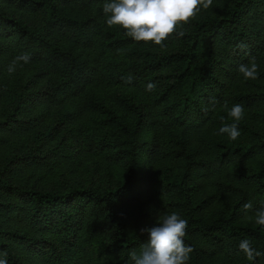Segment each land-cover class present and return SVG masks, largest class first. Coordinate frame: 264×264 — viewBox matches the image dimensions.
Masks as SVG:
<instances>
[{
	"label": "trees",
	"instance_id": "trees-1",
	"mask_svg": "<svg viewBox=\"0 0 264 264\" xmlns=\"http://www.w3.org/2000/svg\"><path fill=\"white\" fill-rule=\"evenodd\" d=\"M3 1L37 14L56 36L49 38L0 8V39L9 42L15 56L28 54L30 60L52 62L62 75L43 90L47 103L60 102L71 86H83L94 78L144 89L155 82L156 70L163 65L169 68L158 73V85L147 91L155 109L150 128L133 92L112 94L131 114L129 118L98 97L84 96L83 102L94 113L78 130L82 145L123 161V174L111 187L27 186L12 179L19 175L16 164L20 161H14L12 151L0 149V259L25 264L10 248L9 241L16 238L26 245L46 246L49 264H134L129 253L139 254L149 238L141 229L156 225L157 218L166 213L177 212L188 222L184 242L193 248L189 262L205 254L236 264H264V255L249 261L239 248L247 239L264 253V226L248 219L264 209V86L249 84L244 89L242 84L230 89L229 82L200 97L216 60V39L222 48L246 45L233 54L238 61L225 71L231 78L233 70L244 64L240 58L244 61L264 48V28L257 43H250L244 22L246 13L256 12L264 23V0H213L190 23L181 21L183 27L177 31L184 35L169 36L162 42L164 47L152 41L136 42L124 32L112 34L93 43L95 50L103 52V62L74 49L106 20L103 11L62 10L56 0ZM61 1L84 5L90 0ZM126 44L133 45L127 49ZM113 49L116 53L112 55ZM20 98L15 97L14 109ZM235 104L244 107L239 122L244 136L231 140L219 129L233 123L228 111ZM19 127L0 121V145L7 132L14 134ZM196 131L197 139H193ZM141 151L146 164L140 172ZM142 180L144 191L139 195ZM249 202L252 208L246 215L243 205ZM81 215L84 228L78 237L74 230ZM40 229L54 236L34 235Z\"/></svg>",
	"mask_w": 264,
	"mask_h": 264
},
{
	"label": "rangeland",
	"instance_id": "rangeland-1",
	"mask_svg": "<svg viewBox=\"0 0 264 264\" xmlns=\"http://www.w3.org/2000/svg\"><path fill=\"white\" fill-rule=\"evenodd\" d=\"M58 7L62 10L76 11L81 13L84 10L101 13L105 1L90 0L86 4L65 3L56 0ZM0 8L9 14L20 17L28 24L39 28L41 32L49 38L55 39L53 31L44 26L42 19L33 13H27L20 8L12 6L10 3L0 0ZM104 17L105 14H103ZM246 29L248 30L247 40L250 43H257L264 23L261 17L255 12L246 13L244 16ZM124 32L120 26L108 27L106 20L101 21L89 31V39L85 43H78L74 46L80 55L94 56L103 62L104 55L101 50H95L93 43L104 39H109L112 34ZM216 56L211 66L204 85L205 94L200 95L205 98L209 90L214 87L225 86L229 82L234 88L236 85H243L244 89L256 88L257 85L264 86V48L259 49L254 55L245 58V62L240 58L239 62L250 64L254 58L259 66L258 78L255 80H245L243 74L238 71V67L233 70V78L225 71L233 61H238L239 47H220V39L215 41ZM127 49L130 45L126 44ZM139 48V44H135ZM113 49L111 54H115ZM99 56V57H98ZM116 56V55H114ZM9 42L0 39V121L6 124L20 125L14 134L6 133V141L0 145L4 153L14 154V161L19 175H13L12 179L23 181L27 186L47 187L54 189H64L74 185H88L99 190L113 186L120 180L123 174V161L110 157L105 151L87 149L81 143V133L79 129L82 123L93 115L94 110L83 102L84 96L98 97L104 103L122 112L126 118L131 114L120 107L112 97L116 92H133L137 97L143 112L145 113L146 127L150 128V118L154 114V106L150 105L146 88H130L119 84L107 83L104 79L94 78L83 86H71L61 96L60 102L47 103L44 99L43 90L50 83H55L61 79L62 75L55 64L45 60H29L28 63L22 61L17 63L15 72L9 74L8 67L15 58ZM104 66V63H102ZM169 67L161 66L154 72V84L158 85V73H165ZM153 74V75H154ZM242 88V87H241ZM146 90V91H145ZM151 92V91H150ZM20 96V101L16 109L12 103L16 96ZM245 115V114H244ZM248 124L247 122H243ZM149 124V125H148ZM240 124H238V128ZM249 125V124H248ZM193 139H197V131ZM248 133L247 135H249ZM243 135V134H242ZM240 135V137H242ZM253 134H250L252 137ZM244 136V135H243ZM246 136L243 138L245 139ZM242 139V138H241ZM242 139V140H243ZM10 155V154H9ZM24 161L28 163L24 164ZM146 158L143 151L140 156V172L143 171ZM20 176V177H19ZM23 179V180H22ZM15 180V181H16ZM27 183H26V182ZM144 182L140 181L138 194L142 195ZM83 215L78 218L75 226V234L80 237L83 233ZM34 235H47L53 237L54 233L40 229L34 231ZM12 251L24 261L25 264H49L44 251V245H26L14 238L9 241ZM191 264H236L224 258L213 255L202 254L197 260L190 261Z\"/></svg>",
	"mask_w": 264,
	"mask_h": 264
},
{
	"label": "clouds",
	"instance_id": "clouds-1",
	"mask_svg": "<svg viewBox=\"0 0 264 264\" xmlns=\"http://www.w3.org/2000/svg\"><path fill=\"white\" fill-rule=\"evenodd\" d=\"M212 4L213 0H111L103 4V12L108 27L120 26L124 35L136 42L152 41L164 47L162 42L169 36L184 35L182 30L177 31L178 27H183L181 21L190 23L201 10L209 9ZM237 47L243 49L246 45ZM29 60L28 54L16 56L8 67L9 74L15 72L17 63H28ZM238 71L245 80H255L258 78L259 66L253 58L250 64L239 65ZM155 87L154 83L149 82L146 90L152 91ZM228 115L233 123L225 124L219 133H226L229 139L236 140L240 135L238 124L244 118V107L235 104L229 109ZM251 208L250 202L243 205L246 215ZM248 219H254L255 224L264 226V209L258 210L254 217L249 216ZM187 224V220L181 218L179 213L172 212L158 217L156 225L141 229L149 234V238L139 254L135 251L129 253L134 264H188L193 248L184 242ZM239 248L249 261L264 255L255 250L247 239L240 242ZM0 264H7V260L0 259Z\"/></svg>",
	"mask_w": 264,
	"mask_h": 264
}]
</instances>
